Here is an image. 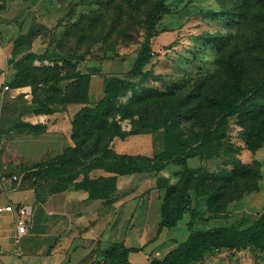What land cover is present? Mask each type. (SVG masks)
<instances>
[{
    "label": "rangeland",
    "instance_id": "374dc122",
    "mask_svg": "<svg viewBox=\"0 0 264 264\" xmlns=\"http://www.w3.org/2000/svg\"><path fill=\"white\" fill-rule=\"evenodd\" d=\"M153 6V0H0V41L11 47L19 73L4 102L0 141L21 163L17 173L33 168L45 192L86 190L90 180L114 176L109 197L97 199L138 195L150 223L167 195L187 188L182 218L151 241L160 238L151 254L163 256L191 233L247 229L264 212V124L230 115L224 137L203 154L186 163L177 156L152 172L116 174L92 167L93 161L107 147L153 157L166 149L171 124L183 136L197 133L214 114L208 100L257 83L264 75V1L165 0L162 18L150 26L146 17ZM234 6L240 13L234 19L208 15ZM148 36L153 57L134 79L136 86L117 87L103 125L87 141H81L83 135L75 138L80 105L97 102L106 76L127 77ZM211 36L222 38L223 51L208 43ZM231 62L241 70L238 82L229 71ZM147 87L174 93L134 101L133 94ZM194 89L198 96L184 101ZM72 105L79 109L69 130L46 132L39 125L44 114L39 109L51 106L56 112ZM132 137L137 139L128 148L120 147ZM138 140L143 149L136 152ZM241 165L249 166L250 174L239 175ZM226 174L237 175L228 187ZM193 264H264V249L252 244L214 249Z\"/></svg>",
    "mask_w": 264,
    "mask_h": 264
},
{
    "label": "trees",
    "instance_id": "16d2710c",
    "mask_svg": "<svg viewBox=\"0 0 264 264\" xmlns=\"http://www.w3.org/2000/svg\"><path fill=\"white\" fill-rule=\"evenodd\" d=\"M153 8L147 12L146 21L152 26L157 23L163 16L165 0H153ZM264 1V0H263ZM236 6L228 10H209L208 15L217 18L234 19L239 15ZM208 43L215 49L223 51L222 38L211 36L207 38ZM153 57V51L150 47V37L148 36L145 43L141 47L138 57L131 69L127 72V77L118 75L106 76L103 95L97 100L93 106L85 105L75 114L74 117V137L79 139L83 135V140L87 141L89 134H92L95 127L103 125L107 115L113 111L117 87L123 85L125 89L134 88L137 82L134 80L138 76L143 75L145 66H147ZM13 69H18L17 64L10 59ZM229 71L235 81L238 82L241 70L234 63H229ZM18 70L14 72L11 85L17 84ZM181 86V83H178ZM178 86V87H180ZM179 89V88H178ZM200 90V89H199ZM174 93V89L169 90ZM164 91H160L151 87H147L141 92L133 94V100L141 102L153 96H166ZM198 94L196 89L187 94L188 99L184 101L192 102ZM83 101V100H79ZM207 105L214 109L211 114L209 123L205 121L202 130L190 136H183V132H178L176 125L168 127L167 130V147L163 151L155 154L153 157L146 155L120 154L107 147L105 153L97 156L92 167H103L116 174H133L136 172H152L161 169L167 161L181 157L182 163L190 157L203 154L212 145L223 138L226 133L227 121L230 115H238L245 121L252 120V123L260 120L264 124V75L252 84V86L238 87L231 95L223 99L215 96L208 100ZM200 107V105L198 106ZM194 112L195 110L192 109ZM40 113L51 114L54 112L53 107L48 106L38 110ZM207 123V124H206ZM129 131L128 133H132ZM115 134H118L116 132ZM127 133L122 134L125 136ZM100 138V136H99ZM79 141V140H78ZM250 167L247 165L238 166L236 172L239 175L250 174ZM36 173L33 168L25 170L22 179L31 185L39 200H45L50 194L67 190L65 188L45 192L36 183ZM237 175L226 174L224 186L228 187L235 180ZM114 183V176L98 178L90 180L89 185L85 187L88 191L90 199L108 198L110 195L109 185ZM112 185L111 187H113ZM189 198L188 190L184 188L172 198L167 195L161 205V220L159 223L158 234L164 227H173L182 218L187 209ZM245 244H252L264 249V212L254 221L247 229L237 230L232 226L217 227L205 231H197L191 233L185 241L180 243L176 248L167 252L162 258H153L149 264H193V262L202 258L208 251H219L223 248L236 247L240 248ZM145 246L127 247L123 243H113L107 249L102 251V260L99 264H132L129 260L131 251L142 250Z\"/></svg>",
    "mask_w": 264,
    "mask_h": 264
},
{
    "label": "crops",
    "instance_id": "0c3cea01",
    "mask_svg": "<svg viewBox=\"0 0 264 264\" xmlns=\"http://www.w3.org/2000/svg\"><path fill=\"white\" fill-rule=\"evenodd\" d=\"M11 56V47L0 41V125L11 88L4 86H11L14 73ZM79 108L72 105L64 111L41 114L38 123L46 132L69 130L71 118ZM134 139L137 138L121 142L120 147L128 148ZM0 142V264H99L102 251L113 243L145 246L129 253L132 264H149L151 259L165 255L151 254L159 244L160 238L151 241L160 236L161 215L150 223V213L145 214L138 195H122L108 201L90 199L84 189H67L39 200L31 185L22 178L13 179L21 163ZM134 147L139 152L143 149L142 142L138 140ZM9 205L13 208L25 205L31 210L28 230L19 244L15 241L17 214L14 209H5Z\"/></svg>",
    "mask_w": 264,
    "mask_h": 264
},
{
    "label": "built area",
    "instance_id": "2783aa9c",
    "mask_svg": "<svg viewBox=\"0 0 264 264\" xmlns=\"http://www.w3.org/2000/svg\"><path fill=\"white\" fill-rule=\"evenodd\" d=\"M4 88L9 89L10 86L6 84ZM0 147H1V142H0ZM12 177L14 180H17V181H19L22 178V176L19 174H14ZM5 209L7 210L14 209L17 214V234L15 236V241L17 244H19L21 236L24 235L28 230V218L27 217L31 212L30 207L25 206V205H19L16 208H13L12 205H9V206H6Z\"/></svg>",
    "mask_w": 264,
    "mask_h": 264
}]
</instances>
